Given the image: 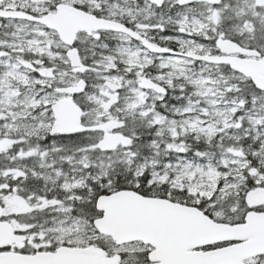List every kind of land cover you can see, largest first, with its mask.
<instances>
[{
	"label": "snow or ice",
	"instance_id": "6c2138e0",
	"mask_svg": "<svg viewBox=\"0 0 264 264\" xmlns=\"http://www.w3.org/2000/svg\"><path fill=\"white\" fill-rule=\"evenodd\" d=\"M0 264H264V0H0Z\"/></svg>",
	"mask_w": 264,
	"mask_h": 264
}]
</instances>
